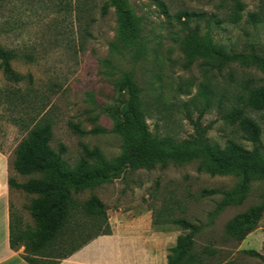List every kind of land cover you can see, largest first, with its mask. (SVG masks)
I'll use <instances>...</instances> for the list:
<instances>
[{"label":"rangeland","instance_id":"1","mask_svg":"<svg viewBox=\"0 0 264 264\" xmlns=\"http://www.w3.org/2000/svg\"><path fill=\"white\" fill-rule=\"evenodd\" d=\"M79 1L0 0V42L34 57L13 59L11 66L20 75H31L38 91L46 94L56 123L51 145L56 151L61 144L66 146L62 157L68 169L77 166L85 147H98L107 160L121 155L122 136L112 129L122 118L109 110L126 101L124 72L132 73L140 89L143 118L153 138L182 141L194 133L193 122L199 121L208 127L214 146L223 147L234 138L253 149L251 142L221 118L216 100L231 94L233 84L228 83V69L219 71L213 61L205 59V49L214 43L227 51L264 56V0H90L95 21L88 28L89 35L81 29L76 10ZM239 2L243 8L235 21ZM104 4L106 15L102 13ZM186 11L197 14L188 25L198 38L185 27ZM250 13L259 19H252ZM234 68L239 83L264 84V70L240 64ZM11 83L0 73L1 87ZM201 93L215 96V100L200 117L205 102ZM251 115L263 129L264 154V112ZM70 123L80 124L87 132L96 127L107 132L78 135ZM26 136V131L0 117V152L7 160L9 177L17 182L31 177L14 168ZM199 164L170 162L150 170L128 171L75 197L81 202L92 195L98 197L106 207L111 230L116 220L149 211L155 228L170 231L172 238L186 232L176 223L186 219L201 226L194 249L207 264H264V212L254 229L236 235L229 230L238 215L263 201L264 178L252 179L242 204L216 214L221 196L204 197L202 190H229L237 179L211 176L200 171ZM11 194L16 228L27 233L25 244L32 246L41 230L30 209L37 196L15 188ZM25 244L18 249L23 254Z\"/></svg>","mask_w":264,"mask_h":264},{"label":"trees","instance_id":"2","mask_svg":"<svg viewBox=\"0 0 264 264\" xmlns=\"http://www.w3.org/2000/svg\"><path fill=\"white\" fill-rule=\"evenodd\" d=\"M159 5L167 12L163 2H159ZM236 6L234 20L238 21V10L243 8V4L239 2ZM76 10L79 11V21H82V32L89 35L88 28L95 21L92 17L93 4L90 0H80ZM102 13H108L107 4L103 5ZM183 15L187 18L185 27L198 38L199 35L188 25L191 17L197 14L186 11ZM250 17L259 19L255 13H250ZM205 52L208 53L205 59L213 61L214 68L229 70L228 83L233 84L231 94H223L216 100L221 118L237 134L240 133L242 139L251 142L253 149L234 138H229L223 147L214 146L208 137V127H203L199 121L193 122L194 133L182 141L153 138L143 118L140 89L132 73L124 72L126 101L122 106L109 110L110 114L122 118L119 125L112 129V132L122 136L121 155L114 160H107L98 147L92 150L85 147L77 166L68 169L62 157L66 146L61 144L59 151H56L51 145L56 123L48 109L46 94L38 91L31 75H20L11 66L13 59L23 57L33 60L34 57L0 42V73L12 82L11 85L0 86V117L27 132L17 150L14 168L24 176H31L25 182H17L9 177L8 184L11 190L15 188L37 196L32 200L30 209L41 228L38 241L32 246L26 245L27 233L16 228L14 212L11 211L10 245L13 250L25 244L22 256L29 264H58L96 237L111 234L104 203L95 195L83 202L75 195L112 182L128 171L150 170L157 164L199 161V170L211 176H234L237 183L229 190L204 189L201 192L204 197L221 196L216 204V214L244 202L252 179L264 178V154L261 152L263 129L251 115L252 112H264V84L252 85L248 81L239 83L234 66L240 64L242 67L264 70V56L255 52L227 51L214 43ZM201 95L205 102L200 117L215 100V96ZM70 127L78 135L107 132L100 127L87 132L75 123H70ZM263 212L264 196L260 204L236 217L229 225L230 233L236 235L254 229ZM176 223L186 232L178 236L166 264H207L203 255L194 249L195 236L201 226L186 219H179Z\"/></svg>","mask_w":264,"mask_h":264},{"label":"crops","instance_id":"3","mask_svg":"<svg viewBox=\"0 0 264 264\" xmlns=\"http://www.w3.org/2000/svg\"><path fill=\"white\" fill-rule=\"evenodd\" d=\"M5 156L0 152V264H29L10 245L11 189ZM178 237L155 228L151 213L116 220L112 233L100 235L58 264H166ZM170 241L172 244L170 245Z\"/></svg>","mask_w":264,"mask_h":264}]
</instances>
